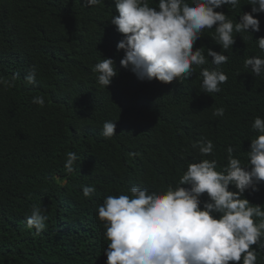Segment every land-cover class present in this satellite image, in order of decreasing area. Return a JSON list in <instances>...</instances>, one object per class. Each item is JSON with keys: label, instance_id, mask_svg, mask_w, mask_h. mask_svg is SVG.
Here are the masks:
<instances>
[{"label": "trees", "instance_id": "obj_1", "mask_svg": "<svg viewBox=\"0 0 264 264\" xmlns=\"http://www.w3.org/2000/svg\"><path fill=\"white\" fill-rule=\"evenodd\" d=\"M191 3V0H187ZM158 8V0H147ZM233 24L251 11L248 0L224 5ZM114 0L85 6L84 0H0V264H105V221L98 207L108 196L128 195L133 187L148 194L179 186L188 165L213 160L216 171L233 158L247 164L250 143L264 120V73L257 76L245 60L264 58V13L254 14L260 31L236 33L224 50L214 38L215 25L194 43L208 63L193 65L186 80H139L119 61L116 45L123 35L111 24ZM207 49L227 56L215 66ZM114 60L117 75L109 86L98 83L95 64ZM35 67L36 83L25 76ZM227 75L221 91L204 93L202 69ZM43 97L44 105L33 102ZM223 108L222 117L214 116ZM115 122V135L104 137L103 124ZM211 141L213 153L201 155L197 142ZM78 160L65 169L68 153ZM96 191L84 197L82 189ZM181 187H189L181 185ZM241 198L264 210V181ZM230 191H237L233 185ZM201 207L208 201L202 194ZM34 206L45 209L46 227L36 234L26 226ZM218 218L220 214H213ZM255 223L259 217H253ZM264 241V237L261 238ZM255 264H264L257 245ZM229 264H242L229 262Z\"/></svg>", "mask_w": 264, "mask_h": 264}, {"label": "clouds", "instance_id": "obj_2", "mask_svg": "<svg viewBox=\"0 0 264 264\" xmlns=\"http://www.w3.org/2000/svg\"><path fill=\"white\" fill-rule=\"evenodd\" d=\"M101 0H84L85 6H93ZM118 15L111 17V24L123 35L117 43V51L123 50L120 65L129 69L139 80L155 79L162 83L189 79L192 66L208 63V59L194 43L204 29L215 25V39L224 50L234 43L236 33L260 31V22L254 14L264 13V0H248L250 12L239 16V22L227 19L223 12L214 11L224 5L236 7L239 0H158V8L150 7L147 0H114ZM264 51V37L257 40ZM211 64L219 66L227 62V56L207 49ZM114 60L104 58L95 64L98 83L106 88L117 75ZM245 67L259 76L264 73V58L250 57ZM204 93H217L220 84L228 77L215 69H202ZM29 84L36 83L33 67L25 76ZM8 82L0 78V84ZM33 102L43 106L44 98ZM214 116L222 117L224 109L218 108ZM115 122L103 124L102 135H115ZM252 128L260 134L251 141L247 152V164L233 158V148H227L228 165L222 172L216 171L215 159L190 164L182 175L179 186H171L163 193L148 194L147 189L133 187L131 197L108 196L98 207V219L105 221L107 244L105 264H255L257 255L252 245L264 249V210L250 206L241 198L246 190L258 191L264 181V120L257 117ZM201 155L213 153V143L197 142ZM78 160L75 153H68L66 171H75ZM188 185L189 187H181ZM233 185L237 191H230ZM94 186L82 189L84 197L95 193ZM208 201L201 207V195ZM45 209L34 206L26 218V226L36 234L46 227ZM220 214L214 218L213 214ZM253 217H259L255 223Z\"/></svg>", "mask_w": 264, "mask_h": 264}]
</instances>
